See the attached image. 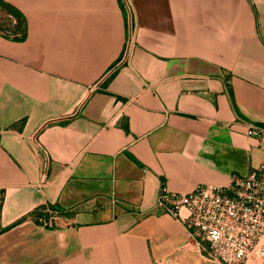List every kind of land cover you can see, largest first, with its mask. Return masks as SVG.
<instances>
[{
  "label": "crops",
  "instance_id": "obj_1",
  "mask_svg": "<svg viewBox=\"0 0 264 264\" xmlns=\"http://www.w3.org/2000/svg\"><path fill=\"white\" fill-rule=\"evenodd\" d=\"M3 2L0 264H210L156 199L264 160V0Z\"/></svg>",
  "mask_w": 264,
  "mask_h": 264
},
{
  "label": "built area",
  "instance_id": "obj_2",
  "mask_svg": "<svg viewBox=\"0 0 264 264\" xmlns=\"http://www.w3.org/2000/svg\"><path fill=\"white\" fill-rule=\"evenodd\" d=\"M246 136L264 156V127L246 124ZM156 208L184 229L198 255L210 264H264V160L225 187L197 186L192 192L159 189ZM42 213H47L48 218ZM30 220L52 229L60 213L45 208Z\"/></svg>",
  "mask_w": 264,
  "mask_h": 264
},
{
  "label": "trees",
  "instance_id": "obj_3",
  "mask_svg": "<svg viewBox=\"0 0 264 264\" xmlns=\"http://www.w3.org/2000/svg\"><path fill=\"white\" fill-rule=\"evenodd\" d=\"M0 8H2V9H4V10H7V11H8L9 13H11L14 17H16V15H15L13 9H12L10 6H8L7 4H5V3L3 2V0H0Z\"/></svg>",
  "mask_w": 264,
  "mask_h": 264
}]
</instances>
